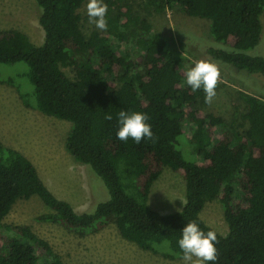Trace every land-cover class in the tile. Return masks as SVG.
<instances>
[{
    "label": "trees",
    "instance_id": "1",
    "mask_svg": "<svg viewBox=\"0 0 264 264\" xmlns=\"http://www.w3.org/2000/svg\"><path fill=\"white\" fill-rule=\"evenodd\" d=\"M45 41L35 45L18 29L0 31V63L24 62L34 93L16 86L23 103L72 122L66 147L105 183L109 198L79 213L46 185L34 162L0 139V264H67L30 225L6 224L18 200L38 196L58 223L83 237L115 224L120 235L144 250L181 257L178 240L189 221L217 233L218 260L206 264H264V97L243 93L240 128L205 112L203 89L192 91L185 73L194 63L170 49L167 38L126 0H108L106 31L87 36L80 9L87 0H36ZM157 13L179 8L210 22L221 47L208 53L250 73L264 74V56L250 54L263 30L264 0H143ZM70 67L69 77L62 69ZM1 84L15 86L13 79ZM219 84V83H218ZM218 87V86H217ZM143 112L154 133L137 144L117 139L118 114ZM107 114L111 120L105 119ZM189 129V152L180 149ZM169 167L186 182V201L171 213L149 204L154 182ZM219 199L229 227L220 234L201 217Z\"/></svg>",
    "mask_w": 264,
    "mask_h": 264
},
{
    "label": "rangeland",
    "instance_id": "2",
    "mask_svg": "<svg viewBox=\"0 0 264 264\" xmlns=\"http://www.w3.org/2000/svg\"><path fill=\"white\" fill-rule=\"evenodd\" d=\"M126 1L132 3L134 10L150 21L154 32L162 33L167 38L171 50L193 62L203 59L217 65L220 81L216 96L210 105L200 103L198 107L221 116L241 130L246 129L248 122L244 115L247 103L242 94L264 97V74L240 70L213 58L208 49L221 45L212 37L208 20L189 16L179 8L157 13L146 9L143 0ZM104 2L109 9L108 0ZM87 3L88 0L80 12L82 29L89 36L92 31L99 29L89 23ZM40 16L41 8L36 0H0V31L21 30L37 46L45 41ZM261 19V40L249 53L264 56V13ZM62 69L69 77H74L72 68ZM28 70L24 62L0 63V77L4 80L13 79L15 84L13 87L0 83V139L4 146L22 151L34 162L44 182L56 196L68 201L79 213L89 211L97 203L109 198L108 188L91 168L76 161L67 150L66 141L72 122L45 114L23 103L16 86L33 95L34 86L28 79ZM189 129L181 138L180 149L187 159L193 160L194 156L190 157L186 153L191 149L188 143ZM185 192L184 175L166 167L152 186L149 204L164 214L176 212L185 204ZM49 212L51 209L38 196H33L18 200L4 223L30 225L40 237L50 242L67 264H184L181 257L170 258L140 248L123 238L115 224L81 237L61 224L38 219L40 215ZM201 217L220 234L228 233L224 208L219 199L207 201Z\"/></svg>",
    "mask_w": 264,
    "mask_h": 264
},
{
    "label": "clouds",
    "instance_id": "3",
    "mask_svg": "<svg viewBox=\"0 0 264 264\" xmlns=\"http://www.w3.org/2000/svg\"><path fill=\"white\" fill-rule=\"evenodd\" d=\"M86 12L90 24H94L102 31L108 29V5L104 0H88ZM185 79L192 91L203 89L206 104L212 103L220 81V71L216 64L203 59L195 61L194 66L185 73ZM112 118L111 114L105 116L107 120ZM147 121L146 113L139 111L129 113L121 110L118 114V123L121 126L117 132V139L126 142L131 138L137 144L145 138L155 142L152 127ZM181 231L182 237L178 240V245L184 264H206L218 260L216 231L208 230L205 233L196 221H189Z\"/></svg>",
    "mask_w": 264,
    "mask_h": 264
}]
</instances>
